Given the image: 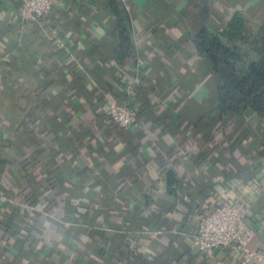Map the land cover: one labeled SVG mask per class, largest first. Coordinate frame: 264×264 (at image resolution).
Segmentation results:
<instances>
[{
	"label": "crops",
	"instance_id": "obj_1",
	"mask_svg": "<svg viewBox=\"0 0 264 264\" xmlns=\"http://www.w3.org/2000/svg\"><path fill=\"white\" fill-rule=\"evenodd\" d=\"M100 1L56 0L30 34L16 15L17 0H0V141L13 143L0 152V221L10 207L31 205L45 222L43 249L22 243L18 226L1 232L0 264H93L111 251L119 254L111 264H214L190 235L204 212L235 199L248 205L256 230L251 247L264 252V168L225 178L207 162L202 172L212 168L217 177L201 188L188 155L197 148L216 155L238 135L236 158L264 161V124L250 112L239 125H218L208 140L198 134L216 104L210 69L191 43L203 24L217 31L235 11L255 10L252 22H264V0ZM120 21L131 45L121 62ZM43 98L58 104L44 112ZM103 98L145 115L118 127L92 109ZM31 112L42 121L30 123ZM34 150L41 162L17 169ZM18 170L32 173L16 185L9 173ZM50 173L59 175L63 191L35 184ZM104 197L106 211L98 206ZM219 255L240 264L231 250Z\"/></svg>",
	"mask_w": 264,
	"mask_h": 264
},
{
	"label": "trees",
	"instance_id": "obj_2",
	"mask_svg": "<svg viewBox=\"0 0 264 264\" xmlns=\"http://www.w3.org/2000/svg\"><path fill=\"white\" fill-rule=\"evenodd\" d=\"M102 1V0H101ZM100 1V2H101ZM99 2V1H97ZM260 6L256 7L257 12ZM255 11V10H254ZM254 11L240 12L235 11L231 18L219 30L212 31L205 24L191 36V43L196 53L205 61L210 69V82L214 85V91L211 95L216 104V111L213 115L205 118L204 123L197 129L204 140H208L213 133L217 131V126L222 123H228L229 127L239 125L247 117L245 113L250 112L252 119L256 122L264 124V22L253 24L252 18ZM116 12V11H115ZM24 31L34 33L39 29V25L32 21L24 23ZM118 35L120 40L119 53L117 60L121 62L125 54L130 50V37L126 27L119 22ZM4 73V71H3ZM48 83V82H47ZM43 106L45 111L52 110L58 101L55 98H43ZM109 104L105 99L92 104V109L98 112V117H109L106 113ZM48 109V110H46ZM138 117L145 115L144 109L136 108ZM29 122H36L41 119L39 112H31L28 114ZM18 120V119H17ZM19 121L15 120V125ZM15 126L21 130V126ZM36 127V126H35ZM33 127V128H35ZM238 127V126H237ZM50 131L54 135H58L61 131L52 125ZM173 133L175 129H172ZM231 138V139H229ZM228 142L225 143L223 151L209 156L202 149L197 148L189 151V159L193 167L191 178L194 182L199 181L201 188L210 187L215 181L217 174L213 169H207V173L202 172V167L210 162L212 166L221 167L225 178L240 177L241 175L251 176L250 173L258 168H264V161L257 163H241L235 156V150L240 142V136H229ZM13 143L10 141H0V152L2 147H11ZM258 154L264 156V149ZM1 158V157H0ZM28 163L23 161L17 162V169L31 170L41 162V158L34 150L27 156ZM3 161L0 159V163ZM66 164V163H65ZM62 165V167L65 166ZM59 166V165H58ZM15 175L9 173L14 184L18 185L22 180L27 179L26 171L21 170ZM26 174V175H25ZM250 174V175H249ZM172 175L168 174V182ZM46 177V178H45ZM44 179L36 180L35 184L54 192L63 191L64 185L59 175L52 173L46 175ZM17 194L15 199H20ZM98 206L102 211L108 208L105 197L102 201H98ZM42 212L36 206H27L23 208L19 205L10 207L0 221V233L7 232L12 226L20 227L26 234L24 238L20 237L22 243L28 245V248L39 246L43 249L45 242L40 241L39 236H44V221H37L41 217ZM119 254L116 251L108 252L105 256L99 257L93 264H111L114 258ZM85 256L81 259L84 260ZM87 260H85L86 262Z\"/></svg>",
	"mask_w": 264,
	"mask_h": 264
},
{
	"label": "built area",
	"instance_id": "obj_3",
	"mask_svg": "<svg viewBox=\"0 0 264 264\" xmlns=\"http://www.w3.org/2000/svg\"><path fill=\"white\" fill-rule=\"evenodd\" d=\"M11 3L12 0H5ZM16 15L21 23L45 22L56 0H17ZM111 120L121 128H128L138 119L137 109L128 103H109L106 111ZM256 230L248 218V205L244 200H226L204 212L196 230L190 235L198 254L214 264H228L219 255L221 250H231L240 256V264L256 261L264 264V252L252 248Z\"/></svg>",
	"mask_w": 264,
	"mask_h": 264
},
{
	"label": "rangeland",
	"instance_id": "obj_4",
	"mask_svg": "<svg viewBox=\"0 0 264 264\" xmlns=\"http://www.w3.org/2000/svg\"><path fill=\"white\" fill-rule=\"evenodd\" d=\"M253 24H255V22H252Z\"/></svg>",
	"mask_w": 264,
	"mask_h": 264
}]
</instances>
